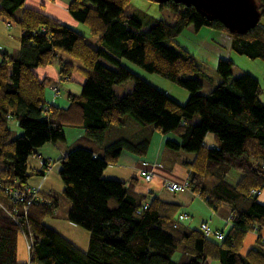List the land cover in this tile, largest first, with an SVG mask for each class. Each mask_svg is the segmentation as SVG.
Masks as SVG:
<instances>
[{
  "label": "trees",
  "instance_id": "obj_1",
  "mask_svg": "<svg viewBox=\"0 0 264 264\" xmlns=\"http://www.w3.org/2000/svg\"><path fill=\"white\" fill-rule=\"evenodd\" d=\"M25 0H0V18L16 24L20 49L15 57L0 53V182L24 188L32 176L28 160L48 143L64 141V128L80 129L94 149L75 147L60 161L58 176L62 195L69 201L67 219L89 234V248L82 252L66 238L46 227L58 203L19 212L17 224L0 210V264H264V205L258 202L264 190V106L258 82L250 75L233 78L232 62L218 60L211 66L175 44L189 26L226 33L231 49L240 56L259 60L264 68V28L257 25L244 34H229L221 23L210 21L192 7L167 2L159 4L173 14L172 23L155 20L146 29L128 15L130 0H69L67 12L97 37L91 47L73 27L59 23L41 11L24 7ZM264 18V0H256ZM79 64L84 78L80 95H68V107L45 101L49 81L34 74L55 61L61 81L70 79L75 67L59 57ZM121 62L157 75L185 90L188 100L179 105L146 83ZM210 77L216 88L200 95L201 83L194 74ZM132 81L133 88L118 97L114 88ZM128 116L140 127L151 126L161 134H173L164 148L172 161L179 153L192 154L184 162L187 190L209 210L220 205L231 217L223 238L206 236L198 228L178 222L181 205L170 199L141 194L137 180L128 184L103 178L123 151L144 157L149 140L119 138L105 145L107 132L122 127ZM197 119V120H196ZM20 134L13 137L10 122ZM212 135L214 146L205 144ZM169 160V164L172 163ZM168 162V159H167ZM168 192V191H167ZM0 201L6 200L0 194ZM26 219V222H24ZM29 226L33 244L27 262L17 259L19 227ZM254 232V247L239 251L247 233ZM180 249L178 259L174 256Z\"/></svg>",
  "mask_w": 264,
  "mask_h": 264
},
{
  "label": "crops",
  "instance_id": "obj_2",
  "mask_svg": "<svg viewBox=\"0 0 264 264\" xmlns=\"http://www.w3.org/2000/svg\"><path fill=\"white\" fill-rule=\"evenodd\" d=\"M68 1L69 0H48V1L25 0L24 7L27 9L41 11L47 16L56 19L59 23L71 26L75 30H77L76 27H78V23L75 20H73L69 15V13L67 12ZM219 33L221 37L223 38L225 37V39L228 41L230 56L231 53L235 55V52H233V50L230 47L231 38L227 34H225L226 35L225 36L221 32ZM20 35H21V31L16 24L5 22L0 18V53H6L9 57L17 56L20 49ZM60 56L59 57L61 59L70 62L76 68L75 71L72 73L70 79L67 80L66 82H70V81L75 82L79 85L80 89H82V83L84 81V78L78 73L77 68L79 67V64L74 63L67 56H62V55ZM233 59L234 58H232V60ZM121 64L124 67L127 66L125 62H121ZM232 64L234 65V63ZM233 68L234 66L231 68L232 76H233V72H232ZM58 71H59L58 68L53 63L46 67H39L35 69L34 74L40 81L47 79L50 83V80H52L51 85H56V87L53 86L52 88V90H54L56 94L55 97H52V95L48 92L47 95L45 96V101L48 104L53 105L55 107L66 109L69 104L67 98L68 95L71 94L78 96L79 90L76 91L77 93H72L71 92L72 89L67 87L65 88L64 93L61 94V92L58 90V86L62 81ZM242 75L239 74L237 76H242ZM262 78H263V85L262 87L259 85L261 89L259 99L264 106V72H262ZM255 80L257 79L255 78ZM151 81L155 83L149 81L147 82L151 86L153 85V87H155L156 89L158 88L159 91L163 92L166 96H168L171 100H173L177 104L183 105L188 100L189 95L187 93H180L175 91L173 88L175 86L172 85L171 83L170 84L168 83L169 84L168 89L164 90L162 88L165 87V84L162 82V80H159L158 78H154V80ZM118 87L120 86H116L114 88L116 95H117L116 90L118 89ZM131 88L132 85L128 83L124 86L123 89H125L124 92L126 91L130 92ZM127 123L128 122L125 121V123L123 122L122 127L111 128L106 134L105 145L119 139L120 138L119 131L124 129ZM148 129L149 130L145 134H140L138 132H135L131 135H129L128 133L127 137H123L128 140H137V141L143 139L144 137L149 139L150 143L146 155L141 158L127 151H123L120 153L119 158L117 159V162L114 165H108L104 169L102 176L105 179L116 180L123 182L125 184H128L129 181L134 178L137 180L136 191L138 193L141 194L152 193L154 196H158V197L164 195L165 198L170 199L168 195L169 192L165 190V185L168 183L184 184L187 182L188 171L186 167L183 165V163L192 162L194 160V155L179 153V157H177L178 159H176V161H174L173 163L171 155L169 156L168 152H166L164 148V141L167 139L177 141L176 137L173 136V134H161L157 130L150 127ZM63 131L65 138L64 141L57 143H48L37 150L34 158L37 159L40 163V167L39 169H37V171L40 172L41 174L40 176H43L44 172L48 173L53 169H55L58 173V171L60 170V161L69 152V150L75 147L77 144H79V146L77 147L94 149L93 148L94 146H92L90 142L84 140L83 132L81 130L66 127L64 128ZM207 137L209 136H206L205 140ZM214 145H215L214 140H212L211 145L210 146L207 145V146L212 147ZM169 160H171L172 163L169 164ZM141 162H146L148 164L147 170L152 174V180L149 183L144 182L143 179L139 177L137 173ZM43 179H42L43 184L42 187L40 188V192L44 196L52 195L50 191H46L43 189L45 182L48 180V177L44 176ZM174 195L175 197H172L171 201L181 205L180 213L187 214L189 217L192 218L189 220V224H187L190 228H198L201 223H207L212 231H216L220 233L223 232V227L227 225L225 221L230 214L229 208L226 205H220L216 207V209H214V212H211V210H209L207 206H205L201 201L195 199L189 192L180 193V197H178L179 194H174ZM258 202L264 205V190L259 194ZM2 203L8 205L7 200L6 203L5 202ZM195 210H197L199 214L196 218L192 216L195 215ZM59 234L63 236L61 233ZM260 236L264 240V230L261 231ZM66 239L70 241L73 245L78 247L80 250L82 251L85 250L84 248L78 246L75 242L71 241L70 239L68 238ZM255 241H256V234L254 232H251V234H249L248 237L245 238L243 243H247V246L251 247L254 245ZM24 249L25 248L23 242L17 239V259L19 262L28 263L29 258L26 261L22 259L25 254Z\"/></svg>",
  "mask_w": 264,
  "mask_h": 264
},
{
  "label": "rangeland",
  "instance_id": "obj_3",
  "mask_svg": "<svg viewBox=\"0 0 264 264\" xmlns=\"http://www.w3.org/2000/svg\"><path fill=\"white\" fill-rule=\"evenodd\" d=\"M126 13L128 15L136 16L138 18V20L141 22V24L143 25V27L146 29L155 20H162L166 23H172V19H173V14L170 10H168L166 8L161 9L160 5L158 3H155L154 1H151V0H130V5H129V8L126 11ZM258 25L261 26L262 28H264V18L260 19ZM76 28H77L76 31L78 33H80L85 38V41L91 47H93V48L98 47L97 37L91 36L88 29L84 25L78 23V27H76ZM219 32L220 31L208 29L205 27L201 28L198 31H195L192 26H189L175 39L174 42H175V44H177L181 48L185 49L189 54L203 60L204 62H206L207 64H209L211 66H216L218 60H226V61L228 60V61L234 63V65H233L234 68L232 69L234 78L240 77V76H237L239 74H241V75L242 74H248L252 77H255L257 79L256 81H258L259 85L262 87V85H263L262 72H264V68H263L262 63L259 60H251V59H248L244 56L236 55V53H235V55H233L231 53V56H232L231 57L229 54L228 41L225 39V37L224 38L221 37ZM221 33L224 35L226 34L224 32H221ZM230 47H231V45H230ZM58 54L60 56V53H58ZM232 58H234V59L232 60ZM71 60L74 63L78 64L73 59H71ZM126 64H127V66H126L127 69L132 71L135 75L140 77V79H142L146 83H148L147 81L155 83L151 80H154V78H158L159 80H162V82L165 84V87L162 89H164V90L168 89L170 83L168 81H166L165 79H163L157 75H152V74L146 73L143 70H141L140 68H138V67H136V66H134L128 62ZM54 65L58 68L56 61L54 62ZM193 77L198 79L201 83L202 89L198 92L200 95L207 94L216 88V84L213 82V80L210 77H207L202 73L194 74ZM128 83L131 84L132 88H133V82L132 81H128V82H125L123 84L118 85V86H120L116 90L117 95H119L118 97H122L126 93H128L127 91L124 92L125 89H123L124 86ZM51 84H52V80H50V83L45 88V96L49 92L52 95V97H55L56 94H55L54 90H52V88H53V86L56 87V85H51ZM67 87L72 89L71 90L72 93H77L76 92L77 90H79L78 95L81 93V89H80L79 85L75 82H72V81H70V82L62 81L58 86V90L61 92V94H63L65 91V88H67ZM132 88H131V90H132ZM173 88L177 92L187 93L185 90L180 89L177 86H175ZM122 120L124 123H125V121H127L128 123L125 125L124 129L119 131L121 139L123 137H127L128 133H129V135H131L135 132H138L140 134H145L149 130L148 129L149 127L152 128L151 126L140 127L137 124H135L128 116H124L122 118ZM10 125H11V130L13 133V137H17V135L20 134V129L17 127V124L14 121L10 122ZM114 128H117V127H114ZM78 130H80V129H78ZM207 136H209V137L206 138L205 144L210 146L211 141L213 140V137H212V135H207ZM149 143H150V140H149ZM59 144H61V143H59ZM28 162L31 166L29 169V171L31 173L33 172L34 169H36V170L39 169L40 163L34 157L30 158L28 160ZM44 176L45 177L47 176L48 180L45 182L43 189L46 191H50L52 196H54L56 198L57 203H58V207H57L55 213L53 214V216L46 217L44 219V224L46 225V227L57 232L58 234L61 233L64 237L70 239L71 241L75 242L78 246L84 248L85 250L84 251L81 250L82 252H84V253L87 252L88 248H89V234L82 227L75 225V224L71 223L70 221H68L67 216H68L70 204H69V201L62 195L63 184H62L61 179L58 176L57 171L55 169H53L52 171H49L48 173L44 172L43 176H32L30 178V180L28 181L29 187H38L39 186L41 188L42 184H43V180H44L43 177ZM170 196L173 197V195H170ZM161 197L165 198L164 195H161ZM178 197H180V194L178 195ZM194 198L201 201L197 195H194ZM201 202L205 205V203L203 201H201ZM212 211L214 212V209H212ZM198 215L199 214H198L197 210H195V215H192V216L194 218H196ZM190 219H192V218L189 217V219L184 224L185 225L189 224ZM225 223H226V221H225ZM227 227L228 226L223 227V230L226 231ZM19 233H20V231H19ZM249 234H251V233H247L245 238H247ZM18 240H21L24 244L25 254H24L22 259L24 261H26L28 259V252L26 249L24 235L22 233L19 234ZM253 247H254V245L249 247V246H247V243H243V246L240 249L239 254L245 255ZM26 254H27V257H26ZM179 255H180V249L177 251L174 258L178 259ZM213 264H217V263H213Z\"/></svg>",
  "mask_w": 264,
  "mask_h": 264
},
{
  "label": "built area",
  "instance_id": "obj_4",
  "mask_svg": "<svg viewBox=\"0 0 264 264\" xmlns=\"http://www.w3.org/2000/svg\"><path fill=\"white\" fill-rule=\"evenodd\" d=\"M46 166V165H45ZM148 164L141 162L138 168V175L143 179L144 182L149 183L152 180V174L147 170ZM165 189L170 193H180L187 190V184L168 183L165 185ZM0 194L7 200L8 205L3 204L0 201V210L6 214L15 224H17L16 216L21 212L24 217L29 207L37 204H50L49 200L40 192V187H29L16 188L13 186L3 185L0 182ZM213 212V211H212ZM231 217L228 216L226 219L227 225L230 224ZM188 217L186 215H179L178 222H186ZM26 222V219L25 221ZM20 229V233L24 235L27 252L29 253L32 244L33 236L30 232L29 226L23 229L17 225ZM200 230L205 233L206 236L213 237L217 240L223 238L222 233L212 231L206 224H202Z\"/></svg>",
  "mask_w": 264,
  "mask_h": 264
},
{
  "label": "water",
  "instance_id": "obj_5",
  "mask_svg": "<svg viewBox=\"0 0 264 264\" xmlns=\"http://www.w3.org/2000/svg\"><path fill=\"white\" fill-rule=\"evenodd\" d=\"M158 4L174 2L192 7L206 19L216 20L229 34H244L254 29L261 19L256 0H151Z\"/></svg>",
  "mask_w": 264,
  "mask_h": 264
}]
</instances>
